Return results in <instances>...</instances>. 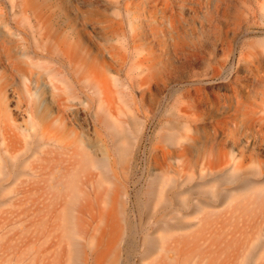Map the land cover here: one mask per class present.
<instances>
[{
	"label": "bare ground",
	"instance_id": "obj_1",
	"mask_svg": "<svg viewBox=\"0 0 264 264\" xmlns=\"http://www.w3.org/2000/svg\"><path fill=\"white\" fill-rule=\"evenodd\" d=\"M258 18L264 0H0V185L61 186L32 195L80 198L79 264H127L106 156L131 163L139 106L151 117L167 96L140 261L194 232H264V44L238 45Z\"/></svg>",
	"mask_w": 264,
	"mask_h": 264
},
{
	"label": "rangeland",
	"instance_id": "obj_2",
	"mask_svg": "<svg viewBox=\"0 0 264 264\" xmlns=\"http://www.w3.org/2000/svg\"><path fill=\"white\" fill-rule=\"evenodd\" d=\"M251 30V33L240 38L238 45L242 48L250 44L257 46L264 44V18L255 20ZM169 101L170 98L164 96L161 105L157 106L151 117H147V110L139 106L138 115L143 127L140 139L133 148L131 163L129 161L128 164H121L116 156L115 158L110 154L106 156L103 143H99L101 153L109 162L110 177L126 190L123 198L125 205L123 227L129 244L121 245L120 255L122 258H128L127 264L154 262V259L140 261L138 238L144 232L145 226L152 230L151 224H146L149 219L147 212L144 213L142 210L146 202L141 192L144 191L142 176L152 164V155L155 156V148L163 135L162 126L166 120L163 106ZM139 178H142L141 182ZM57 187L55 189L51 183L34 185L25 182L24 179L11 185H0V264H79L82 262L83 254H88L89 242L83 234L80 198L50 196L42 199L32 195L40 192L42 188L44 191L54 193L62 189L61 186ZM257 220L262 224L264 222V218ZM89 231L90 236L97 234L93 228ZM233 238L238 241L234 243ZM71 240L75 242L77 248L74 257L71 254L73 250ZM168 247L166 236L163 248L167 250ZM248 254H251L250 258L245 259ZM170 257H175L177 264H264V232L221 235L194 232L187 239L184 236L180 237V245L175 254L160 252L155 257L157 260L155 264L165 259L167 262Z\"/></svg>",
	"mask_w": 264,
	"mask_h": 264
}]
</instances>
